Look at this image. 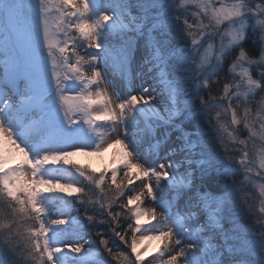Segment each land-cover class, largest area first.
I'll return each instance as SVG.
<instances>
[{"label": "snow or ice", "instance_id": "1", "mask_svg": "<svg viewBox=\"0 0 264 264\" xmlns=\"http://www.w3.org/2000/svg\"><path fill=\"white\" fill-rule=\"evenodd\" d=\"M57 9L53 32L50 0H0V264H106L105 254L114 264H264V183L258 196L252 187L264 181V152L257 166L247 106L264 113V0H57ZM113 65L126 98L111 87ZM145 74L152 85L133 92ZM221 84L224 95H214ZM229 110L247 140L221 122ZM130 134L148 143L153 167ZM117 145L99 175L71 159ZM13 154L21 159L9 166ZM61 165L84 178L79 187L45 174ZM56 195L63 208L45 203ZM68 234L81 242L65 243ZM153 240L162 246L147 259Z\"/></svg>", "mask_w": 264, "mask_h": 264}, {"label": "rangeland", "instance_id": "2", "mask_svg": "<svg viewBox=\"0 0 264 264\" xmlns=\"http://www.w3.org/2000/svg\"><path fill=\"white\" fill-rule=\"evenodd\" d=\"M192 11H195V9H192ZM205 23H208V20H205ZM50 30L53 32H56L52 27H50ZM59 38V37H58ZM205 47H207V44H205ZM218 47V42H214L213 43V49L210 52V56H215L218 53L216 52V48ZM86 66V65H85ZM119 69L115 68V65H113V69L110 70L109 73V80L113 81V85L112 86H116L118 85V83L115 80V73L113 75V72H118ZM240 69L238 68L236 70L237 73H239ZM119 81V80H118ZM120 82V81H119ZM93 92H96L97 89L93 86L92 88ZM241 92H245L246 91V87H243L242 89H240ZM119 93L122 95H124V97L126 98L128 95H130L129 92H127L126 90H120ZM123 97V98H124ZM97 108V110H99V105L94 106ZM261 116H264V113L259 112L256 113L254 115V118L251 119V121L253 122L254 128L257 131V136L254 138V145L252 142H249V148H250V156L252 159H254L255 163L257 164V166L259 165L260 159H261V152H264V139H261V136L264 135V131H262L260 129V120L259 118ZM221 122L226 126V127H230L233 128L234 125L231 124V112H224L221 118ZM98 124L100 123H104V122H97ZM102 127H106V126H102ZM101 131H104V129H99ZM230 132L232 131L231 129L229 130ZM238 139L241 140H247L248 139V130L247 129H243V132H237L236 133ZM225 136V140L230 143L232 140L228 139L227 137V133H224ZM91 139L94 143H98V138L96 137L95 134L91 135ZM128 141H130L131 146L136 149L138 155H139V160L140 162H142L144 165L148 166V167H153L158 161H155L152 159L151 156H147L149 153V145L147 142L142 143L141 145H137V141L134 135L130 134L127 137ZM233 144H235L236 142L233 141ZM121 151V146L117 145L113 148H109L107 151L99 154V155H85L83 153H78L77 155L71 157V159L75 162H77L78 166L81 167H85L87 168L89 171H91V169H96L97 172L95 173V175H99L101 170H105V169H110V167L113 165V161L116 160L118 158V155ZM133 162H136L135 160H133ZM122 167V166H121ZM48 172H46V175H49L51 177H53L54 179H61V183L64 182H76V186H79V182H81L84 178L79 177V175L75 172L74 169L71 168L70 165H61L58 167H49V169L47 170ZM50 173H52V175H50ZM111 173L109 172V175ZM256 184L255 187L257 190H259V188L256 186L259 183H264V181L260 180L259 178H255ZM66 195V194H65ZM78 194L73 192L72 196L75 197ZM57 196L53 197V198H46L45 203L49 204L50 206L56 208V209H60L63 208L62 199H56ZM60 197V196H59ZM166 209V208H165ZM30 219V218H29ZM31 220V219H30ZM151 223H155V221H151ZM145 226H148L147 224H145ZM143 230V229H142ZM68 235H72V234H68ZM139 235V234H137ZM162 246V242L161 241H146L144 244V247H146L148 249V253H147V259H151L152 255L155 254L156 249ZM143 251V249H141ZM60 264H62V261L60 260ZM107 264V263H106ZM147 264V262H146Z\"/></svg>", "mask_w": 264, "mask_h": 264}, {"label": "trees", "instance_id": "3", "mask_svg": "<svg viewBox=\"0 0 264 264\" xmlns=\"http://www.w3.org/2000/svg\"><path fill=\"white\" fill-rule=\"evenodd\" d=\"M50 8H51V12H50V16H49V25H50V27H52L55 31H57V27H58V25L61 24V16H60V13H59V11H58V9H57V0H50ZM58 37H59V39H61V40L64 39V37H63L62 34H58ZM78 51H79V55H80V56H85V49L81 48V49H79ZM236 55L238 56L239 53L237 52ZM75 60H76V56H75V55H72V61L75 62ZM232 62H233V61H232V59H231L230 57H229L228 60L226 61V63H227V68L225 69V72L228 73V76H231V73H230L229 70L231 69ZM81 63L83 64L84 61H82ZM237 74H238V73H237ZM214 82H215V81H214ZM224 82H225V83H230L231 81L228 80V79H226ZM242 88H243V87H242ZM242 88H241V89H242ZM214 95H220V96H223V95H224V93H223V84H221V86H220V87L214 92ZM257 102H258V98H257ZM247 106H248L249 109H250V120H251V119L254 118V115H255L256 113H258V108H257V107H254L252 104H248ZM244 107H245V105H243V104H241V105L238 107V109H237V118H238V119H241V118L243 117ZM229 111L231 112V110H229ZM230 129H231V130H233V129H240V130L237 131V132H243L242 125H240V126H238V125H234L233 128L228 127V130H230ZM232 142H233V140H232L230 143H228V142H227V143L231 145V144H233ZM239 179L243 180L244 178L241 176V177H239ZM254 180H255V178H254ZM139 183H140V181H134L133 185H130L128 188H126V189H125V196L129 195V194H130V191H131L132 189H135V187L138 186ZM255 184H256V181H255V183L252 185V187L254 188V191H255L256 195L258 196V195H259V190L256 189ZM79 186H80V184H79ZM164 190H165V189H163V188L160 190V194H161V197H162V198L159 199V200L157 201V204L160 205L161 211H165V210H164V207H163V204H164L165 199H166V198L163 197ZM143 206H144V207H150L151 205H150V202H149V201L145 200ZM259 206H260V204H259V200L257 199V200H256V207L259 208ZM0 210H5V211H6V209H0ZM117 210H119V209H117ZM17 219L19 220V222H20L21 224H25V226H29V225L32 224V220H30L29 218H26V219H20L19 217H17ZM85 223H86V222H85ZM99 227H103V226H99ZM109 234H110V233H109ZM92 238L95 239V237H92ZM129 240H130V237H129ZM112 243H113V245H119V247L121 248V249H120L121 251H124L125 248H126V246L123 247V245L120 244V242L118 241V239H116L115 237H113ZM128 251H130V250H128ZM104 259H105V261H106L107 264H114V262L112 261V259H111L110 257H108L106 254L104 255ZM121 259H122V258H121Z\"/></svg>", "mask_w": 264, "mask_h": 264}, {"label": "bare ground", "instance_id": "4", "mask_svg": "<svg viewBox=\"0 0 264 264\" xmlns=\"http://www.w3.org/2000/svg\"><path fill=\"white\" fill-rule=\"evenodd\" d=\"M134 71H138V72H145V69L143 67L142 64V58H138L135 65H134ZM116 79V78H115ZM118 85H114L112 86L113 89H115L117 92H119L120 90H125L121 84V82H119L118 80H115ZM150 85H152V80L149 78V76L147 74L143 75L142 77L138 78L135 84V87L133 88V92H138V91H142L143 88L145 87H149ZM160 91L159 86H154L151 89L150 94L151 95H157V93ZM112 89L109 88L107 89V93L111 94ZM131 94V93H130ZM120 97L123 99L124 95L120 94ZM125 98V97H124ZM98 131H101L98 129ZM20 139L22 140V142L24 143V145L26 147H28L29 151L32 152L33 154H35L36 150L34 148V146L29 143L26 139H24V137L21 135ZM21 157L19 154H13L11 160H10V164L9 166H14L16 163H18L20 161ZM48 172V171H47ZM49 173V172H48ZM25 174L26 176H30V170L26 169L25 170ZM50 175H52V173H50ZM53 178V177H52ZM56 199H62L61 197H59V195H56ZM62 204H64V202H62ZM64 206V205H63ZM64 242L65 243H74V242H81V241H77L74 237V235H67L64 237ZM62 261V264H66V262L64 261L63 258L60 259Z\"/></svg>", "mask_w": 264, "mask_h": 264}]
</instances>
